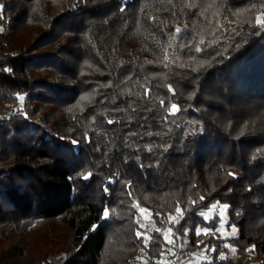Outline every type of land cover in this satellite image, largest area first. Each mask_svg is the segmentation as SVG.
<instances>
[{"label":"trees","instance_id":"16d2710c","mask_svg":"<svg viewBox=\"0 0 264 264\" xmlns=\"http://www.w3.org/2000/svg\"><path fill=\"white\" fill-rule=\"evenodd\" d=\"M0 6V264L264 263V0Z\"/></svg>","mask_w":264,"mask_h":264},{"label":"rangeland","instance_id":"374dc122","mask_svg":"<svg viewBox=\"0 0 264 264\" xmlns=\"http://www.w3.org/2000/svg\"><path fill=\"white\" fill-rule=\"evenodd\" d=\"M22 101L21 97H18V100L8 105L7 107L0 106V117H6L9 114H11L14 110L21 107ZM225 206H221L218 204H213L211 208L204 213V217L206 220L211 219L213 216H221L222 220L217 227V229L213 231L209 230H201V232L205 233L206 235L210 234L213 235L216 238H227L230 236H236L237 230L233 227L227 228L225 224ZM235 230V231H233ZM168 237L170 239V234L167 232L165 234V237ZM166 241H168L166 239ZM226 248L218 255V259H223L225 256H230L233 258V264H264L262 263L254 254V252L251 249H248L244 255H238L233 251L234 249L228 244L225 246ZM211 252H213V248L209 250V252L206 251V247H202L195 251L190 257L183 260H177V264H200L203 261H210L211 260ZM137 261H140L141 264H147V260L142 255H135L134 257ZM162 264H174V258H169L168 256L165 258H162L161 260Z\"/></svg>","mask_w":264,"mask_h":264},{"label":"snow or ice","instance_id":"6c2138e0","mask_svg":"<svg viewBox=\"0 0 264 264\" xmlns=\"http://www.w3.org/2000/svg\"><path fill=\"white\" fill-rule=\"evenodd\" d=\"M2 8H3V6H0V11H2ZM0 18H2V17H0ZM257 23L258 24H264V19H261V18H257ZM176 31L177 32H179L180 31V29H176ZM197 51H199V49H197ZM82 99H84V98H82ZM161 103L163 104V101H161ZM172 109L173 110H176V105H172ZM110 123H111V121H109ZM85 179H87L88 177L87 176H85L84 177ZM107 190V189H106ZM141 211H143V209L141 210ZM177 211L179 212V209H177ZM105 216H107V210L105 211ZM173 219H175V218H173ZM158 231V230H157ZM170 231V230H169ZM233 231H235V230H233ZM197 234L199 235V231H197ZM141 235H143L142 233H137V236H138V238L141 236ZM151 238L150 237H146V239H145V246H147V243H148V241L150 240ZM165 239H167L168 240V242L169 243H173V241L171 240V239H168V237L166 236L165 237ZM169 251H171V250H169ZM234 251V250H233Z\"/></svg>","mask_w":264,"mask_h":264}]
</instances>
